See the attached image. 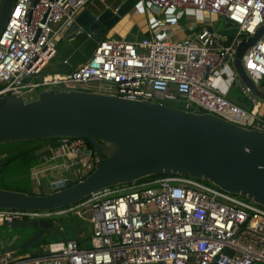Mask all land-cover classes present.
I'll return each mask as SVG.
<instances>
[{
    "label": "built area",
    "instance_id": "obj_1",
    "mask_svg": "<svg viewBox=\"0 0 264 264\" xmlns=\"http://www.w3.org/2000/svg\"><path fill=\"white\" fill-rule=\"evenodd\" d=\"M88 1L15 0L0 37V97L16 94L33 100L42 90L95 91L211 112L264 131L261 99L236 70L227 82L237 83L252 103L250 109L216 86L238 44L264 25V0H139L158 12L149 36L102 39L78 69L42 74L57 55V42ZM190 9L237 27L232 44L224 46L223 38L207 27L179 37L181 17L195 16ZM243 66L264 91V33L245 53ZM46 149L44 160H59L53 169L60 175L49 181L51 192L83 180L105 160L79 137H59ZM76 213L86 214L91 225L89 246L69 237L44 244L36 253L0 252V264H264V206L177 174L107 187L63 208H0V226Z\"/></svg>",
    "mask_w": 264,
    "mask_h": 264
},
{
    "label": "water",
    "instance_id": "obj_2",
    "mask_svg": "<svg viewBox=\"0 0 264 264\" xmlns=\"http://www.w3.org/2000/svg\"><path fill=\"white\" fill-rule=\"evenodd\" d=\"M14 3L0 0V37ZM136 3L124 0L116 12L107 9L100 16L85 9L70 29L82 28L99 42ZM224 23L230 24L222 19L220 27ZM209 30L215 28L210 26ZM263 33L264 25L241 41L233 59L242 82L261 99L264 91L248 76L243 57ZM31 79L29 76L24 81ZM64 136L88 140L105 157L104 162L83 180L49 193L0 188V208L68 207L101 189L163 174L203 179L264 206L262 130L243 127L211 112L95 91L42 90L33 100L16 94L0 97V145ZM5 225L7 229L0 233V252L33 247L54 223L22 220ZM24 230L32 232L26 235Z\"/></svg>",
    "mask_w": 264,
    "mask_h": 264
},
{
    "label": "crops",
    "instance_id": "obj_3",
    "mask_svg": "<svg viewBox=\"0 0 264 264\" xmlns=\"http://www.w3.org/2000/svg\"><path fill=\"white\" fill-rule=\"evenodd\" d=\"M115 1L116 0H89L84 6L83 10L87 9L96 16H100L107 9H112L114 12H116L120 7V5L124 2V0H119V3H115ZM188 13L194 14L195 16H192L191 19H188L186 15L181 17L180 22L182 23L184 30L178 32L179 37H185L189 34L199 31L201 28L207 27L209 29L210 26H213L215 28L214 31L223 38L222 44L224 46H229L232 44L233 39L237 34V32L233 36L232 35L224 36L222 32H219V30L224 29L225 27L228 26L230 27L232 25L228 23H224L220 27V23L222 19H219L215 16L209 18V14H207L206 12L201 13L190 9ZM157 15L153 12L151 8H149L147 3H141L139 0H137L135 6L132 7L124 16H122L119 19V21L105 33L103 39L114 38V39H128L135 41L134 38H138L137 40H139L143 36H149L150 35L149 24L154 20V18L157 17ZM183 18L184 21H182ZM83 33L84 31L82 28L76 29L74 31H71L70 28L66 29L63 33V37L58 42L59 44L57 43L58 46H57L56 57L50 62V64L46 66L44 72L68 73L78 69L84 63L89 61V59L93 56L95 52V50H93V52H90L89 50V48H91L94 45V41L92 40L93 37L88 35L89 38L88 43L84 41L82 42V44L79 45L77 39ZM64 40H66L65 43H63ZM97 45L98 42L96 41L95 46L97 47ZM55 59L57 60V63L51 66V63L53 62L55 63ZM226 71H228V73H226ZM234 72H235V68H234L233 60L229 59V61L226 64V67L224 68L223 73L218 76L216 86L222 93H227V96L231 100H233L237 104L247 109H250L252 107V103L247 99V97L242 92L241 93L243 94V96H245L244 99L239 98L238 100H236L234 98H231L230 96L233 87H237L240 90V87L237 85V83L229 85L227 82V78L231 77L234 74ZM259 113L260 115H262V117H264V99H261ZM53 143H55V141L43 143L42 150L49 148ZM58 161L59 160L57 159H47L43 161L41 165L34 167L33 174L44 175L47 170L48 171L52 170ZM90 237L91 236L89 235L87 239L78 238L81 246H89ZM37 245L38 247H42V244L40 245L37 243ZM38 251L39 249H37L33 253H36Z\"/></svg>",
    "mask_w": 264,
    "mask_h": 264
},
{
    "label": "rangeland",
    "instance_id": "obj_4",
    "mask_svg": "<svg viewBox=\"0 0 264 264\" xmlns=\"http://www.w3.org/2000/svg\"><path fill=\"white\" fill-rule=\"evenodd\" d=\"M115 3H119V0H116ZM114 3V4H115ZM156 15L158 14L157 11H153ZM184 21V18L182 19ZM238 28L235 26H228L224 29L219 30V32H222L224 36L229 35H235ZM88 33L84 32L78 39V44H82V42L86 41L88 43ZM142 38V37H141ZM140 38V39H141ZM138 38H134V40H137ZM61 40V39H60ZM59 40V41H60ZM94 41V45L89 48L90 52H93L95 50L96 46V40L92 38ZM58 41V42H59ZM63 41V40H62ZM61 41V42H62ZM66 40H64L63 43H65ZM57 42V43H58ZM59 44V43H58ZM58 46V45H57ZM57 63V60L55 59V63H51V66ZM46 72H43L42 74H45ZM228 73V71H226ZM37 77L35 78V80ZM231 98H234L238 100L239 98L244 99L245 96L241 93V91L237 87H233L230 93ZM24 144H16L14 146L10 147H0V162H2L8 154L11 153V151H16L19 148L23 147ZM7 166V165H6ZM4 166L3 169H0V188L4 189H11V190H21L25 192H31L33 194H45L51 192V188L49 187V181L53 177H58L60 174L57 172V170L52 169L50 171H46L44 175H34L33 174V168H29L27 165L26 167L18 166L17 164L11 165V166ZM69 175V174H64ZM82 214V213H79ZM76 214H70V215H64L61 217H54L51 218L52 222L54 223V226L50 229H47L45 232V235L42 237L41 241L44 243L52 242L61 240L67 237L68 233L71 231L74 233V237L87 239L89 235L91 234V225L88 221V219L85 217L86 214L79 215ZM7 229L6 225L0 226V233ZM25 231V230H24ZM26 235H29L32 230H26ZM69 236V235H68ZM37 249H39L38 245H34L31 248L20 250L19 252H30L33 253Z\"/></svg>",
    "mask_w": 264,
    "mask_h": 264
},
{
    "label": "trees",
    "instance_id": "obj_5",
    "mask_svg": "<svg viewBox=\"0 0 264 264\" xmlns=\"http://www.w3.org/2000/svg\"><path fill=\"white\" fill-rule=\"evenodd\" d=\"M58 138L59 137H56V138L54 137V138H50V139L18 141V142H11V143L0 145V147H5V146L10 147V146H14L16 144H24V146L19 148L18 150L11 151V153L8 154L7 157L2 162H0V169H3V167L6 165L11 166L14 164H17L18 166H21V167H24V166L26 167V165H27L29 168H33V167H37V166L41 165L42 162L45 161L43 159V154L47 151V149L42 150L43 143L55 141ZM31 194H33V193H31ZM68 235H67V238L75 236L74 233L71 231L68 233ZM90 236H91V234H90ZM48 243H44L41 241L38 244L44 245V244H48ZM22 253H27V252H22Z\"/></svg>",
    "mask_w": 264,
    "mask_h": 264
},
{
    "label": "flooded vegetation",
    "instance_id": "obj_6",
    "mask_svg": "<svg viewBox=\"0 0 264 264\" xmlns=\"http://www.w3.org/2000/svg\"><path fill=\"white\" fill-rule=\"evenodd\" d=\"M40 241H41V240H40ZM40 241H39V242H40ZM39 242H38V243H39ZM20 244H21V243L19 242V243H18V246H19ZM35 245H36V244H35Z\"/></svg>",
    "mask_w": 264,
    "mask_h": 264
}]
</instances>
